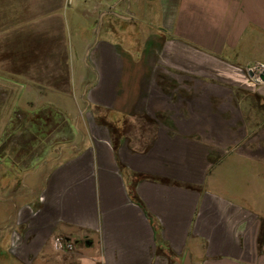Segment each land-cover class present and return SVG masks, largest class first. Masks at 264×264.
Instances as JSON below:
<instances>
[{
    "label": "crops",
    "instance_id": "crops-1",
    "mask_svg": "<svg viewBox=\"0 0 264 264\" xmlns=\"http://www.w3.org/2000/svg\"><path fill=\"white\" fill-rule=\"evenodd\" d=\"M69 2L77 79L0 78V134L20 109L62 122L34 155L0 145V260L264 264V0Z\"/></svg>",
    "mask_w": 264,
    "mask_h": 264
},
{
    "label": "rangeland",
    "instance_id": "rangeland-1",
    "mask_svg": "<svg viewBox=\"0 0 264 264\" xmlns=\"http://www.w3.org/2000/svg\"><path fill=\"white\" fill-rule=\"evenodd\" d=\"M82 9V5L75 6L69 0L66 3L64 0H0V78L36 85L64 82L69 66L72 78L78 77L82 66L75 50L78 47L83 57L87 53L81 40L87 38L89 31L82 25L81 28L75 26L71 16ZM122 9L124 11L125 7ZM41 86L48 89L51 85ZM9 106L0 89V116ZM30 110H16L10 120V127L18 128L16 131L20 133L10 136L8 131L0 134L1 146L7 145L11 138L12 141L19 139L20 144L25 139L26 145L35 140V149H26L25 156L48 147L50 130L56 127V123L58 127L62 124L60 117L50 115L52 112L48 110L53 111L51 108L36 113ZM1 119L2 116L0 123ZM13 249L19 252L22 247L17 244ZM0 264L4 261L0 260Z\"/></svg>",
    "mask_w": 264,
    "mask_h": 264
},
{
    "label": "built area",
    "instance_id": "built-area-1",
    "mask_svg": "<svg viewBox=\"0 0 264 264\" xmlns=\"http://www.w3.org/2000/svg\"><path fill=\"white\" fill-rule=\"evenodd\" d=\"M249 70H253V71H259L260 70V72L264 69V66H262L261 64L259 65H252V66H250L249 68H248ZM254 77H256L257 79H259L258 78V76L256 75V76H254ZM55 244H56V247L57 248H61V249H64V248H69L70 247V244H63L62 242H61V240L60 239H56V242H55Z\"/></svg>",
    "mask_w": 264,
    "mask_h": 264
},
{
    "label": "water",
    "instance_id": "water-1",
    "mask_svg": "<svg viewBox=\"0 0 264 264\" xmlns=\"http://www.w3.org/2000/svg\"><path fill=\"white\" fill-rule=\"evenodd\" d=\"M248 75L249 76H254L255 75V72H253V70H249L248 71ZM258 78L261 79V80H264V69L259 73L257 74ZM85 245H90L91 244V241L90 240H85Z\"/></svg>",
    "mask_w": 264,
    "mask_h": 264
}]
</instances>
